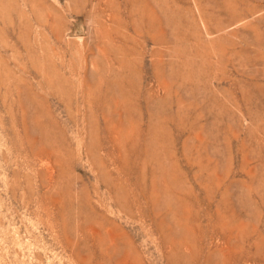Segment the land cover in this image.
<instances>
[{
	"label": "rangeland",
	"instance_id": "obj_1",
	"mask_svg": "<svg viewBox=\"0 0 264 264\" xmlns=\"http://www.w3.org/2000/svg\"><path fill=\"white\" fill-rule=\"evenodd\" d=\"M0 264H264V0H0Z\"/></svg>",
	"mask_w": 264,
	"mask_h": 264
}]
</instances>
